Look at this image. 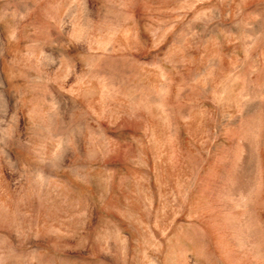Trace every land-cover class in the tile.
I'll list each match as a JSON object with an SVG mask.
<instances>
[{"label":"rangeland","instance_id":"374dc122","mask_svg":"<svg viewBox=\"0 0 264 264\" xmlns=\"http://www.w3.org/2000/svg\"><path fill=\"white\" fill-rule=\"evenodd\" d=\"M0 264H264V0H0Z\"/></svg>","mask_w":264,"mask_h":264}]
</instances>
